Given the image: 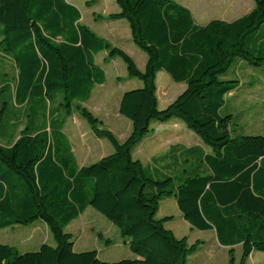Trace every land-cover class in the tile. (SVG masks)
<instances>
[{
	"label": "trees",
	"instance_id": "16d2710c",
	"mask_svg": "<svg viewBox=\"0 0 264 264\" xmlns=\"http://www.w3.org/2000/svg\"><path fill=\"white\" fill-rule=\"evenodd\" d=\"M115 1L119 11L108 19L127 23L146 54L144 71L80 24V11L66 0H0V51L17 71L12 92L0 88V231L41 221L54 241L24 254L0 243V264H187L199 242L177 239L165 228L170 217L155 218L166 198L191 229L214 232L228 248L227 264H247L252 252L264 253V119L262 134H243L237 117L222 111L226 98L241 92L239 69L264 76V0H252V11L234 21L204 25L176 0ZM101 52L121 59L127 77L142 82L119 104L132 127L123 143L81 107L105 82L95 62ZM161 71L186 85L164 109L156 97ZM74 112L110 143L111 154L76 165L64 134ZM170 121L207 150L184 149L175 174L154 168L156 158L146 165L133 155L152 124ZM88 207L116 227L132 257L104 262L97 251H74L64 230Z\"/></svg>",
	"mask_w": 264,
	"mask_h": 264
},
{
	"label": "rangeland",
	"instance_id": "374dc122",
	"mask_svg": "<svg viewBox=\"0 0 264 264\" xmlns=\"http://www.w3.org/2000/svg\"><path fill=\"white\" fill-rule=\"evenodd\" d=\"M66 1L80 11V24L88 27L111 47L125 52L133 59L137 68L144 71L147 63L146 54L131 41L127 23L125 21L112 22L108 19L109 15L119 11L115 0ZM176 1L191 12L198 24H205L212 20L231 22L248 14L254 8L252 0ZM96 63L105 72V82L92 89L90 98L81 103V107L100 120L102 128L109 130L120 143H123L129 137L132 127L129 120L119 114V104L124 91L140 88L142 82L138 79H129L126 66L121 59L109 60L106 52H101L96 56ZM16 75L17 71L13 61L0 51V88L8 85L12 92ZM235 76L242 86L241 92L226 98L222 113L235 115L237 117L235 128L243 134H262L264 76L261 77L260 74L246 68L239 69ZM155 82L159 109L172 103L186 88L183 83H174L163 71L156 74ZM251 82H253L252 85ZM24 123L25 119L22 118L20 124L24 125ZM22 125L19 130L23 127ZM184 128L173 129L175 133L178 130L182 132L177 135L174 133L171 141H164L160 144H158L157 136L148 140L153 134L150 131L134 149V157L143 164L152 165L151 160L166 153L172 144L178 143L185 147L202 146L197 140L199 138ZM64 133L70 142L72 153L79 159V165L81 163L92 164L113 152L110 143L105 139L95 137L77 112H74L67 120ZM164 217L172 219L165 224V228L170 230L177 239L186 238L188 245L199 242L197 251L188 258L187 264H227V248L218 245L213 232L191 229L180 217L175 201L171 198L163 199L159 204L155 218ZM64 231L72 235L76 253L97 251L99 259L104 262H116L133 256L116 227L91 207H88ZM0 243L15 248L20 254L36 252L44 244L54 246L51 234L41 221L1 230ZM234 250L236 259L239 260L241 247L238 246ZM247 264H264V253L251 254Z\"/></svg>",
	"mask_w": 264,
	"mask_h": 264
},
{
	"label": "crops",
	"instance_id": "0c3cea01",
	"mask_svg": "<svg viewBox=\"0 0 264 264\" xmlns=\"http://www.w3.org/2000/svg\"><path fill=\"white\" fill-rule=\"evenodd\" d=\"M117 13V12H116ZM112 22H120V21H112ZM123 22V21H122ZM125 23V22H124ZM126 24V23H125ZM198 24V23H197ZM206 24V23H205ZM127 25V24H126ZM199 25H204V24H199ZM128 26V25H127ZM129 30V29H128ZM130 34V32H129ZM95 62H96V57H95ZM97 64V63H96ZM98 65V64H97ZM100 66V65H99ZM126 91H124L125 93ZM123 93V94H124ZM157 93V92H156ZM157 97V96H156ZM158 100V99H157ZM168 106V105H167ZM166 106V107H167ZM158 107H159V101H158ZM165 108V107H164ZM163 108V109H164ZM70 118V117H69ZM68 118V119H69ZM67 124V122H66ZM65 124V126H66ZM175 128H184V126L182 124H180L179 122H176V121H170L169 123H166V124H160V123H154L152 124V137L149 138L148 140L154 138L155 136L158 137V144L160 143H163L164 141H171V138H173L174 136V133L173 132V129ZM185 129V128H184ZM64 131H65V127H64ZM179 131V132H178ZM177 133H175V135L181 133L182 131L181 130H178ZM65 134V133H64ZM17 138V137H16ZM199 142H201L199 139H197ZM202 144V143H201ZM191 147H200L202 149H204V151H207L203 145L200 146V145H196V146H189V147H185V146H182L178 143L176 144H172L169 146V149L166 153H164L163 155L161 156H158V157H155L156 159H158V162L153 166L154 168L164 172V173H168V174H175L177 169H180L182 166H183V160L182 158V155L184 153V149H189ZM72 150V149H71ZM171 154H175L176 156H170ZM74 155V158H75V161H76V165L78 167H82V166H87V165H90L89 164H84V163H81V165H79V159L77 158V156L75 154ZM133 155H134V152H133ZM102 158V157H101ZM135 158V157H134ZM153 158V159H155ZM175 160H178V162H176ZM159 162H161L159 164ZM176 162V164L174 163ZM94 163V162H93ZM148 165V164H146ZM181 217V215H180ZM190 227V226H189ZM212 232V231H211ZM214 233V232H213ZM215 236V235H214ZM216 239V238H215ZM219 245V244H218ZM220 246V245H219ZM238 247V246H236ZM235 247V248H236ZM228 250V248H227ZM255 254L256 252H252L251 254ZM250 254V256H251ZM235 256H236V251H235ZM99 258V257H98ZM249 259V258H248Z\"/></svg>",
	"mask_w": 264,
	"mask_h": 264
}]
</instances>
